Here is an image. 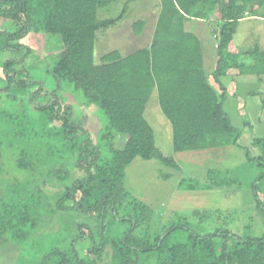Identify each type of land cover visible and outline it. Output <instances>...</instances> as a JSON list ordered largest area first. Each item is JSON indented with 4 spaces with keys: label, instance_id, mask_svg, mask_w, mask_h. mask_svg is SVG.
I'll return each mask as SVG.
<instances>
[{
    "label": "trees",
    "instance_id": "trees-1",
    "mask_svg": "<svg viewBox=\"0 0 264 264\" xmlns=\"http://www.w3.org/2000/svg\"><path fill=\"white\" fill-rule=\"evenodd\" d=\"M133 1L118 17L101 18L117 0H0V18L14 28L0 29V122L10 121L4 138L25 175L0 194V247L19 252L17 263L33 264L24 253L44 229L53 239L37 264H264V232L200 235L176 224L153 231V210L125 186L137 159L180 170L146 118L154 92L172 127L174 155L240 147L221 79L259 82L260 92L250 94L264 108V49L231 51L240 22L264 20V0H159L147 46L97 60L98 33L115 26ZM189 21L217 24L210 68ZM144 26L136 21L133 33ZM253 146L257 154L245 150L241 169L209 170L203 189L246 187L264 218V137Z\"/></svg>",
    "mask_w": 264,
    "mask_h": 264
},
{
    "label": "rangeland",
    "instance_id": "rangeland-1",
    "mask_svg": "<svg viewBox=\"0 0 264 264\" xmlns=\"http://www.w3.org/2000/svg\"><path fill=\"white\" fill-rule=\"evenodd\" d=\"M126 1L117 0L114 6L101 10L100 17H118ZM159 7V0H134L131 2L128 12L115 26L98 33L95 49L96 59L98 60L100 56L112 50L129 54L147 46L154 34ZM138 20L144 21L145 26L140 35H135L132 28ZM187 25L188 30L198 35L203 42L204 53L207 56V68H210L217 59L215 53L217 40L212 35V31L217 29V24L215 22L210 24L205 21H189ZM0 29L12 31L14 28L0 18ZM261 34H264L263 22L256 20L240 22L232 49L239 50L241 53L253 48L255 44H258ZM31 42L26 39L23 43L28 45ZM42 55H45L44 51ZM6 57L8 58V56ZM241 79H221V83L228 89L227 100L229 102L226 103L225 110L233 125L241 133L240 147L230 146L212 150L214 151L213 156L208 153L182 156L180 159L183 158L182 162H186V164L178 161L180 167L178 172L157 161L145 162L140 159L135 160L127 168L125 186L129 193L153 210V231L176 224L185 225L187 229L200 235L215 231H229L253 237L263 234L264 218L256 209L248 188L203 189L205 185H209V170L237 169V167L241 169L246 162L245 150H249L251 156L254 157L257 154V148L253 146V142L264 137V108L261 107L260 97L250 94L255 87L257 89L254 90L259 92L261 88L259 89L251 79H247L246 87L237 89L238 81ZM240 101H242V106L239 105ZM76 109L83 112L93 110L92 107L81 108L78 104ZM146 118L155 132L159 149L166 157L172 156L178 160L182 154L174 155L172 151V127L160 110L157 92H154L150 99L146 109ZM9 123L10 121L6 120L0 122V139L3 142V156L0 160V194L9 190L14 179H24L25 177L16 167L15 154L9 148L10 142L4 138ZM124 144L123 140L119 142L118 147L121 148ZM164 175L170 176V179L164 180ZM41 179L45 180V178ZM181 180L185 183L179 186ZM45 225L46 223L43 226ZM43 230L36 233V239L40 241H34L24 253L25 258L30 257L33 264H37L35 260L40 259L52 243L53 236H50V231L45 235ZM187 233V230H184L180 236L184 237ZM44 235L45 237H43ZM47 236L48 238H46ZM18 254L19 252L7 253L0 247V264H26L27 261L17 263ZM104 262L108 261L104 260Z\"/></svg>",
    "mask_w": 264,
    "mask_h": 264
},
{
    "label": "crops",
    "instance_id": "crops-1",
    "mask_svg": "<svg viewBox=\"0 0 264 264\" xmlns=\"http://www.w3.org/2000/svg\"><path fill=\"white\" fill-rule=\"evenodd\" d=\"M250 20H253V19H247V20H244V21H250ZM254 20H256V21H261V22H263L264 23V20H259V19H254ZM243 21V22H244ZM258 33V32H257ZM234 43V42H233ZM255 45H258V46H260V47H262L263 49H264V34H261V36H260V40H259V42H258V44H255ZM232 47H233V45H232ZM239 48V47H238ZM231 51L232 52H234V53H237V52H239V50H236V51H234L233 49H231ZM252 82H254V83H256V85H257V87L260 89H262V86L260 85V83L259 82H257L256 80H252ZM244 83V82H243ZM242 83V84H243ZM245 84V83H244ZM254 89H257L256 87L254 88ZM252 90L251 91V93H253V92H259V91H255V90ZM239 105L240 106H242V103L240 102L239 103ZM198 153H201V154H203V153H208V154H210L211 156H213L214 155V151H212L211 150V152L210 151H203V152H195V153H188V154H186V155H192V154H198ZM186 155H181V156H179V159L177 160V161H181L182 162V160H183V158H181L180 159V157H182V156H186ZM222 158V157H221ZM185 159V158H184ZM204 162H206V161H204ZM203 162V163H204ZM182 163H185L186 164V162H182Z\"/></svg>",
    "mask_w": 264,
    "mask_h": 264
}]
</instances>
